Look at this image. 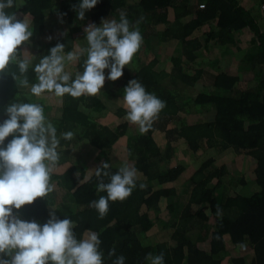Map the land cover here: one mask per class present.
I'll list each match as a JSON object with an SVG mask.
<instances>
[{
    "label": "trees",
    "instance_id": "trees-1",
    "mask_svg": "<svg viewBox=\"0 0 264 264\" xmlns=\"http://www.w3.org/2000/svg\"><path fill=\"white\" fill-rule=\"evenodd\" d=\"M80 2L14 0V7L6 10L15 12L18 19L27 16L31 20L33 36L26 45L33 54L27 73L29 85L38 83L33 69L57 43L65 45V54L88 47L83 24L73 7ZM122 13L129 21L130 30L139 29L143 37L141 48L123 69V76L117 81L106 79L97 96L73 98L65 95L55 117L50 115L52 107L44 108L47 120L56 127L60 138L57 149L60 160L51 177L55 188L47 197L37 198L32 205L24 206L19 212L20 218L43 225L54 208L59 219L69 218L74 222L78 239L89 230L98 233L104 264H114L121 255L126 258L125 264H151L147 259L149 254L156 256L161 252L164 253V264H264V32L252 12L239 5L237 0H141L134 5H129L128 0H99L88 11L90 23L97 26L105 19L119 22ZM200 29H206L203 38L190 39ZM242 31L250 32L253 38L240 62V70L253 72L255 78L246 83V89H238L239 77H232L221 68L223 72L216 77L213 92H202L190 100L186 84L191 80L184 73L185 63L191 64L196 59V50H206L209 45H230L240 49L236 34L240 35ZM79 36L84 40H80L82 46L78 42ZM153 44L165 53L167 48L175 45L176 53L168 56L169 61L161 66H158L157 58L146 63L143 55L152 53ZM25 56L26 53L21 58ZM86 58L85 53L77 61L78 65L71 68L72 79L78 72L82 74ZM212 67L220 69L218 64ZM180 72L178 78L175 74ZM11 73L23 78L15 65L8 74L0 76V123L7 119L5 109L9 104L33 103L32 99L27 100L28 88L21 87L19 79L14 80ZM132 79H137L148 93L166 102L159 114L160 120L156 119L145 133L139 128L129 132L131 124L126 120L114 127L98 121L103 112L110 111L121 118L127 115V111L117 105V100L124 96V88ZM197 79L192 78V82ZM169 82L173 83L171 90ZM211 106L216 110L212 123L204 121L188 125L178 116L182 111L191 121L194 109L199 112ZM173 121L179 122L177 134L193 153L207 146L208 149L231 150L237 155L253 158L256 161L255 181L260 191L249 197L235 195L238 187L246 186L244 178L232 176L233 165L218 168L213 159L204 162L184 182L182 193L179 194L175 187L166 188V184H174L182 177L185 167H165L175 148L168 142L167 150H160L153 135L163 131L171 139L176 130L166 127ZM67 131L74 133L72 141L61 138V133ZM123 138L126 150L122 161L136 169L137 186L126 200L109 201V211L101 219L97 210L89 205L107 194L97 192L96 170L86 178V161L78 151L84 153L81 147L88 143L96 150L98 167L107 162L110 167L106 171L115 174L119 167L113 166L110 155ZM10 139L6 138L5 145ZM60 170H64L63 173L57 172ZM103 180L110 182L109 177H103ZM213 181H216L215 187L211 186ZM140 184L145 187L141 189ZM180 198L185 201L181 203ZM66 207L68 211H63ZM218 209L220 215H217ZM157 222L164 224V240L153 245L148 233ZM199 244H205L206 248ZM229 244L239 251H228ZM112 249H115V255L110 256Z\"/></svg>",
    "mask_w": 264,
    "mask_h": 264
},
{
    "label": "clouds",
    "instance_id": "clouds-1",
    "mask_svg": "<svg viewBox=\"0 0 264 264\" xmlns=\"http://www.w3.org/2000/svg\"><path fill=\"white\" fill-rule=\"evenodd\" d=\"M98 2L81 0L78 6H73L78 19L84 20L86 11ZM12 7L14 0H0V76L8 74L15 65L23 78L11 73L13 79H19L20 86L30 88V93L36 97L46 92L60 98L97 96L106 79L117 81L123 76V69L132 62L143 43L139 29L130 30L123 13L119 22L105 19L100 26L90 23L84 29L88 47L65 54V45L57 43L33 69L38 83L29 85L27 73L33 54L26 45L33 36L31 20L27 16L18 19L15 12L6 11ZM25 53L28 55L21 58ZM85 53L83 72L72 79L65 70L66 62L75 63ZM123 101L128 121L138 125L141 133L152 128L166 107V102L148 93L137 79L130 80L124 88ZM5 114L7 119L0 123V264H104L98 233L89 230L78 239L74 222L69 218L59 219L54 208L43 225L20 218L19 212L24 206L54 191L51 177L60 160L57 151L60 138L56 127L47 120L44 107L38 103L13 102L6 107ZM8 137L11 139L5 145ZM61 138L72 141L74 133L63 132ZM109 167L107 162H102L95 171L99 180L97 192L107 195L89 205L97 210L101 219L109 211V201L126 200L137 186L134 167L125 164L115 174L106 171ZM103 177H109L110 182L105 183ZM139 187L143 189L145 185ZM220 214L218 209L217 215ZM109 255H115V249ZM125 259L123 255L118 256L114 264H125ZM147 259L151 264H164V253L149 254Z\"/></svg>",
    "mask_w": 264,
    "mask_h": 264
},
{
    "label": "crops",
    "instance_id": "crops-1",
    "mask_svg": "<svg viewBox=\"0 0 264 264\" xmlns=\"http://www.w3.org/2000/svg\"><path fill=\"white\" fill-rule=\"evenodd\" d=\"M141 0H128L129 5H134L138 2H140ZM244 3H247V1H243ZM264 3H261V0L259 2V5L261 6ZM247 7H244L247 10H250L251 6L246 5ZM80 22L83 24V28L85 29L89 24H90V18L88 15V11H86L85 13V19L84 20H80ZM259 26V25H258ZM261 31L264 32V28L259 26ZM214 29V28H213ZM211 29V30H213ZM204 30L206 31V29H200L198 31H196L191 37L190 39H202L203 38V33ZM239 33H237L236 35L238 36V40H239V47L240 49H237L236 47H232L230 45H225V46H214V45H209V47L204 50H196L195 54H196V59H194L193 62H191V64L188 65V63H185V71L184 73L188 75V77L190 78L191 82H187L186 86L188 85V87H186L188 89V92L190 97L192 100H194L200 93L205 92V91H209V92H213L212 88L215 84L216 81V77L222 73L223 71L232 76V77H239L240 79V85H237V88H243L246 89L247 86L246 83L251 82L254 78L255 75L253 74V72H246V71H242L240 70V62L242 61L243 57H244V53L248 51L251 41H252V34L250 32L247 31H242L240 33V35H238ZM83 40V38L80 36L78 38V42L80 43L79 45L82 46L83 43L80 41ZM203 43V42H202ZM203 45V44H202ZM154 47V49H152V54L154 56V59H158L159 55L161 54V48L156 47L155 44L152 45ZM83 48V47H81ZM157 48V49H155ZM176 53V51H174V48L172 49V52H168L167 56H171V54ZM144 57H146V55H143ZM148 56V55H147ZM147 58V57H146ZM154 59H152L151 61H153ZM159 60L158 66H161L160 64H163V62ZM71 63V62H69ZM68 63V64H69ZM218 64V68H220L219 70L215 69L214 65ZM167 68L169 69L170 66L168 65ZM222 68V70H221ZM175 75H179L178 78L181 77V72L177 73ZM187 77V76H186ZM198 78L195 82H192V78ZM172 82H169V90L172 89ZM28 90L30 91V88H28ZM120 98V97H119ZM118 98V100H119ZM187 98V97H184ZM190 99V100H191ZM62 100V99H61ZM117 100V102H118ZM62 105V103H61ZM118 106H120L117 103ZM51 107V106H49ZM121 107V106H120ZM53 108V107H52ZM57 108V109H56ZM53 108L52 112L50 113L51 116L55 117L54 115H57V113H59V111H56L58 109L61 108L60 107H56ZM124 109V108H123ZM203 111V112H202ZM199 111L196 109H194L191 114V121H189V116L186 115L185 113H183L182 111L178 114V116L180 117L181 120H185L188 125L192 124H200V123H204L205 122H209L212 123L215 121V117H216V110L215 107H210L209 109L202 110ZM204 118H203V115ZM202 116H201V115ZM101 117L98 119V121L104 125H107L108 127H114L118 124H120L121 122H125L128 121L127 119V115L123 118H121L120 115H117L116 113H112L110 111L108 112H103L102 115H100ZM188 116V118H187ZM163 117V116H162ZM98 118V117H96ZM176 118V117H175ZM158 121L160 120L159 117L157 119ZM129 122V121H128ZM161 122V121H160ZM159 123V122H158ZM130 127L128 129V131L132 132L133 129L139 128L138 125H134L132 123L129 122ZM179 125V122L177 121H173L172 123H170L166 128L168 130L169 129H173L176 130V132L174 131V134H172L171 139L167 138L166 136V132L163 131H156L153 135L154 138V142L156 143V145L160 148V150L162 151H166L167 147H168V142H171L173 147L175 148V153L172 155L171 157V161L165 163V167L169 166V167H177L179 165H183L185 167V171L182 175V177L174 184H166V188H177V190H179V194L182 193L183 191V186H184V182L187 181V179H189L200 167L201 165L206 162L209 159H213V161H215V166L220 168L221 166H225L227 164L233 165V167H231V170L233 171L232 176H235L236 178H239L241 180V178H244V181L246 183V186L244 187V189L246 190V187L248 188V191L250 192L251 195L258 193L260 191L259 186L256 184V179L254 176V172L256 170V161L251 158L250 156H246V155H237V153H235L234 151H224L222 149H208L207 146H204V148H207V153H208V158L207 159H203L202 155H201V151L202 149H200L199 151H197V153H193L191 151H189L186 146H185V141L183 138L178 136V131L176 126ZM124 141L125 139H120L115 146V149L112 153V155H110V161L113 164V166L116 167H121L124 166L125 163L123 160V156L125 152V148L126 146H124ZM84 145V144H83ZM90 146V145H88ZM84 150V155L88 154V152L92 149V152L90 153V155H92V160H94L96 158V150L90 146L86 147V146H82L81 147ZM185 148V149H184ZM185 150V155L182 157L181 156V150ZM187 154V155H186ZM182 157V158H181ZM86 161V168H87V177H89L98 167L99 162L94 161V164L91 166L89 162H91L90 160H88V157H83ZM203 159V160H201ZM192 161V164H190V162L188 161ZM129 166V165H128ZM212 183H215L214 186H216V181H213ZM239 184V182H237ZM239 188V187H238ZM235 195H241V193L239 192V190L237 189L234 192ZM249 194V195H250ZM233 195V193H232ZM242 196V195H241ZM245 197H249V196H245ZM60 208V206H59ZM58 208L57 211H59L60 209ZM68 209V207H66ZM213 220V219H212ZM211 220V222H212ZM214 223V221L212 222ZM228 251H232V250H237V248H235L234 245L229 244V246L227 247ZM239 251V250H237ZM248 253V252H246ZM249 256H251V254H249Z\"/></svg>",
    "mask_w": 264,
    "mask_h": 264
},
{
    "label": "rangeland",
    "instance_id": "rangeland-1",
    "mask_svg": "<svg viewBox=\"0 0 264 264\" xmlns=\"http://www.w3.org/2000/svg\"><path fill=\"white\" fill-rule=\"evenodd\" d=\"M237 1L239 2V5H241L242 7H247L246 5L251 6L250 11L252 12V14L254 16V18H255V20L257 22V25H259V26L264 28V15L261 13V10H260V5H259L260 0H237ZM243 1H247V3H244ZM171 22H172V18H171ZM173 46L175 47V45H171L169 48H167L168 50H167L166 53H168V52L171 53L172 49H173ZM166 53L162 49L161 50V54L159 55L158 59H160L162 62H165V61L168 62L169 59H168V56L166 55ZM151 54L152 53H149L148 56L146 55L147 58L143 56V58L146 59L144 62L148 63L152 59H154V56L151 55ZM26 55H28V53H26ZM77 65H78L77 62L69 63L67 65V67H66L67 72L68 73L71 72V68L76 67ZM126 66L128 67V65H126ZM102 90H103V88L101 89V91ZM31 99L33 100V103H38V104L42 105L44 108H47V106L48 107L51 106L53 108L60 107L61 103H62V100H61L60 97H56L55 95H53L51 93L43 94L40 97L34 96V99H33L32 95H31V93H29L28 96H27V100H31ZM117 103L121 106V108L126 109V106H125L124 101H123V97H120ZM84 145L86 147L90 148V146H88L89 145L88 143H84ZM184 149L181 150V156L182 157L185 155V150ZM91 152H92V149L88 152L87 155L86 154L84 155V153H81L80 151H78V154L81 156L82 160L85 161V159L83 157H85V158L88 157V160L91 161V159L93 157L92 155H90ZM200 153H201V155H202L204 160L207 159L208 156H209L208 153H207V148H203ZM74 154H76V153H74ZM203 159H201V160H203ZM94 161H95V159L92 160L91 162H89V163H91L90 164L91 166L94 164ZM188 162H190V164H192L191 160L188 161ZM63 171L64 170H60V171H57V172H60V174H61V173H63ZM214 185H215V183H212L211 186L215 187ZM238 190L241 193V195H243V196H251V194L248 191L247 187H246V190L243 187L242 188H238ZM173 200H175V199H173ZM179 201H181V203H182L185 200H182L180 198ZM63 211H68V209L67 208H63ZM162 218H164V217H162ZM163 223L165 224V221H163ZM164 224H161V223L157 222V224L155 225L154 229L151 232L148 233V238H149V240L151 241V243L153 245H156L158 242H161V241L164 240L163 239V232H162ZM195 238H194V241H196ZM199 245L200 246L202 245L204 248H206L205 244H199Z\"/></svg>",
    "mask_w": 264,
    "mask_h": 264
},
{
    "label": "built area",
    "instance_id": "built-area-1",
    "mask_svg": "<svg viewBox=\"0 0 264 264\" xmlns=\"http://www.w3.org/2000/svg\"><path fill=\"white\" fill-rule=\"evenodd\" d=\"M201 8H204V5L200 6ZM261 13L264 15V4L260 6Z\"/></svg>",
    "mask_w": 264,
    "mask_h": 264
}]
</instances>
